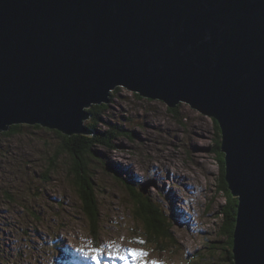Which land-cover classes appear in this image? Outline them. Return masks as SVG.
<instances>
[{
  "label": "water",
  "instance_id": "1",
  "mask_svg": "<svg viewBox=\"0 0 264 264\" xmlns=\"http://www.w3.org/2000/svg\"><path fill=\"white\" fill-rule=\"evenodd\" d=\"M119 86L220 122L234 261L264 264V0H0V133L94 136Z\"/></svg>",
  "mask_w": 264,
  "mask_h": 264
},
{
  "label": "rangeland",
  "instance_id": "2",
  "mask_svg": "<svg viewBox=\"0 0 264 264\" xmlns=\"http://www.w3.org/2000/svg\"><path fill=\"white\" fill-rule=\"evenodd\" d=\"M119 87L108 110L101 108L96 112L103 123L130 130L137 139L116 138L115 147L110 149L92 145L97 155L108 159L106 165L123 177L105 173L101 165L90 164L97 191L84 190L85 195L81 194L74 173L85 163H75L72 151L62 148V141L55 134L58 131L15 124L10 131L0 133V264H98L102 262L100 254L115 250L111 242L99 243L110 239L131 245L136 242L143 251H151L153 261L148 264L160 262L154 250L178 264L214 261L204 263L195 258L199 254L217 256V263L224 259L219 256L220 246L227 238L220 230L231 212L228 197L217 192L223 182L221 165L225 162L212 153L214 138L219 142L216 120L186 102L176 106L180 110L175 108L174 116L165 101L141 100L135 92ZM129 118L134 122H129ZM103 123L93 120L100 133L108 130ZM14 126L25 128L11 135ZM220 139L223 142L222 131ZM78 145L84 151V144ZM70 147L79 150L75 143ZM92 163L98 165L96 161ZM125 180L135 182L130 183L136 188L141 184L161 204L160 209L174 217L182 231L176 235L177 231L174 233L160 222L163 230L156 234L152 228L155 217L150 220L142 212L143 207L134 204L136 197L133 192L129 194ZM11 195L14 200H9ZM179 220L185 226L194 224L197 231L187 230ZM93 223H98V227L93 228ZM211 240L217 247L208 254L204 252L205 244ZM95 244L108 251L76 258L78 249ZM230 261L235 264L234 258V262Z\"/></svg>",
  "mask_w": 264,
  "mask_h": 264
},
{
  "label": "trees",
  "instance_id": "3",
  "mask_svg": "<svg viewBox=\"0 0 264 264\" xmlns=\"http://www.w3.org/2000/svg\"><path fill=\"white\" fill-rule=\"evenodd\" d=\"M117 91H119V89ZM137 97L141 100L143 99L139 95ZM112 98H114V95ZM147 101L152 102L150 100H147ZM103 107H104V110L108 109V106H103ZM95 108L96 107H94L93 109L90 110L92 119L86 123V127L89 130L91 129L96 133L95 136H89L90 138L87 136H84V135H80V136L75 135L73 137H68V136L63 135L59 132H55V134L62 141V148L67 152L72 151V153L76 159L75 163H85L84 168L77 169L76 172L74 173V179H76L77 185L81 187V194H83V195H85L84 190L86 193H88L89 191H93L94 189L97 191L96 182L94 181L95 177L92 174V171L89 172V169L91 168L90 164H92L94 167L101 165L102 168H105V173H110L114 176H117V177L123 179V177L120 176L114 168H112L109 165L108 166L106 165V164H108L107 163L108 159L106 157L99 156V154L97 155L95 153V150H93L91 148L92 145L99 144L101 146L113 148V147H115V145L113 144V140L116 138L126 137L131 141H135L137 139V137L134 133H130V130H126L125 128H123L119 125H116V124H112L111 122H104L103 123V118H101L97 114L96 111H98V109H95ZM176 108L180 110V106H178ZM177 109H171V110L168 109V112H172L173 115L176 116L177 115ZM93 120L95 122L103 123L104 125L107 126L108 130L107 131L104 130L103 132L100 133L99 129H97V127H95L93 125ZM128 120H129V122H134V120H132L131 118H129ZM214 123H215V135H217L219 137V142H217L214 138V141H213L214 144L212 146V153L214 154L215 157L221 158V160H223L225 162V159H224L225 155L221 151L222 150V143H221L222 139H220L221 129L218 126V123L216 121H214ZM141 125H143V123H141ZM24 128H25L24 126H14L12 129V132H9V133L12 135L14 132L23 131ZM35 128L40 129V127H38V126H36ZM9 133H7V134H9ZM78 142L80 144L83 142H84V144H86V145H84V146H86V148L84 147V151H82V148L78 145ZM74 143H75L76 147L79 149L78 151L76 150V148L70 147ZM86 156L88 157V159L86 158ZM93 161H96L98 163V165L92 163ZM224 167L225 166L223 165V169H224ZM223 173H224L222 175L223 182L220 184V189H217V190L220 192L223 191L227 195V197L229 199V204H230L229 205V207H230L229 212H231L229 214V216H230V218L236 219L237 218L238 199L231 195L229 188H228L229 186L227 185L226 180H225V171H223ZM125 181H126V187L129 191V194H131V192H133L134 196L136 197L134 199V204L143 207L142 212L144 214H147L150 220L152 217H155L152 228L156 234L159 233L161 230H163L159 224L160 222L165 223L167 229H169L175 225V221L171 220L164 213H162L158 204H155L151 200V197L149 196V194H146L143 191V189L134 187L130 183V181H128V180H125ZM135 193H137V195ZM6 198H8V197H6ZM9 200H14V195H11ZM94 202H96V200ZM225 207H227V203L223 207V209H225ZM233 211H234V213H233ZM85 212L88 214V211L86 209H85ZM138 216H140V215H138ZM225 222H226V226L223 227L220 230V232L224 237L227 238L226 240H228V242H224L223 244H221L220 247H221L222 252L219 254L220 258H224V259H219L218 262H220V263H217V261H216L217 256H211V255L205 256L204 254H202V256H200V254H199L195 258L201 259V261H203L204 263L207 260H214L211 264H214V263L215 264H226V260H227V258H229V262L227 264H231L230 259L233 261V258H235L234 254H233L234 253L233 252V248H234L233 234H234V229H235L236 223L229 224L228 218L226 219ZM92 225L95 228L98 227V223H93ZM176 226H178V225H176ZM151 238H154V236L152 235ZM169 240L171 242H175V239H169ZM205 246H206V248H205L204 252L209 254L212 250L216 249L217 244H216V242L214 243V241L211 240L210 243L208 245L205 244ZM195 258H194V260H195ZM193 264H196V263H193Z\"/></svg>",
  "mask_w": 264,
  "mask_h": 264
},
{
  "label": "snow or ice",
  "instance_id": "4",
  "mask_svg": "<svg viewBox=\"0 0 264 264\" xmlns=\"http://www.w3.org/2000/svg\"><path fill=\"white\" fill-rule=\"evenodd\" d=\"M128 256L132 257V264H136V262H139V264H146L147 253L145 252L129 250ZM119 258L122 260H127L126 256H121ZM98 264H99V261H98ZM153 264H160V262L156 261V262H153Z\"/></svg>",
  "mask_w": 264,
  "mask_h": 264
},
{
  "label": "bare ground",
  "instance_id": "5",
  "mask_svg": "<svg viewBox=\"0 0 264 264\" xmlns=\"http://www.w3.org/2000/svg\"><path fill=\"white\" fill-rule=\"evenodd\" d=\"M136 94H138L139 95V93L138 92H135ZM182 102V101H181ZM168 105V104H167ZM168 108H170L169 107V105H168ZM176 108V106L174 107V108H170V109H175ZM198 111V110H197ZM203 114V113H202ZM205 115V114H204ZM208 116V115H207ZM213 118V117H212ZM216 121H218L216 118H214ZM218 123H219V125H220V122L218 121ZM105 128V127H104ZM220 128H221V126H220ZM221 131H222V128H221ZM14 132V131H13ZM80 136V135H79ZM73 137V136H72ZM105 137V136H104ZM80 138V137H79ZM221 142H222V140H221ZM83 144H84V142H83ZM84 145H86V144H84ZM222 145H223V142H222ZM85 148H86V146H84ZM223 153H225L226 154V152H223ZM226 157H227V154H226ZM226 157H225V162H226ZM90 163V162H89ZM88 163V164H89ZM226 176H227V173H226ZM226 181H227V178H226ZM228 182V181H227ZM229 184V183H228ZM237 207H238V211H239V202H238V205H237ZM93 228H95V227H93ZM215 243V242H214ZM214 247V246H213Z\"/></svg>",
  "mask_w": 264,
  "mask_h": 264
}]
</instances>
